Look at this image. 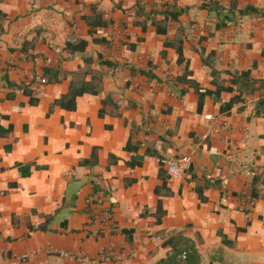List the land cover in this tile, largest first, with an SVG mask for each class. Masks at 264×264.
Masks as SVG:
<instances>
[{"label": "crops", "instance_id": "crops-1", "mask_svg": "<svg viewBox=\"0 0 264 264\" xmlns=\"http://www.w3.org/2000/svg\"><path fill=\"white\" fill-rule=\"evenodd\" d=\"M263 13L0 0V264H264Z\"/></svg>", "mask_w": 264, "mask_h": 264}, {"label": "built area", "instance_id": "built-area-1", "mask_svg": "<svg viewBox=\"0 0 264 264\" xmlns=\"http://www.w3.org/2000/svg\"><path fill=\"white\" fill-rule=\"evenodd\" d=\"M41 82H43V81H41ZM260 116L264 117V105L261 108ZM157 162H158V165L165 170V172L168 176V179L171 180L174 178H181L184 176V174L186 173V171L188 170V168L190 166L191 157L184 156L181 158H170V157L162 156V157H159L157 159ZM104 200H105L104 197L103 198L102 197L97 198L96 204L98 206L102 207L104 204ZM247 206L249 208H253L255 206L254 200L248 199L247 200ZM100 218L104 224L111 222V220L113 218L112 210L108 207H103L102 212L100 213ZM101 251H102V253H105V252L108 253L110 250L106 251V250L102 249ZM60 255L68 256L70 254L65 253V252H61ZM76 257L78 258V260L81 263H85L87 261L86 256H84L82 254H77ZM181 258L184 260L186 258L185 254H183Z\"/></svg>", "mask_w": 264, "mask_h": 264}, {"label": "trees", "instance_id": "trees-1", "mask_svg": "<svg viewBox=\"0 0 264 264\" xmlns=\"http://www.w3.org/2000/svg\"><path fill=\"white\" fill-rule=\"evenodd\" d=\"M239 12H240V14L245 15V14H250V13L258 12V11H257L256 9H254V8L247 7V8H245V9H243V10H240ZM263 14H264V13H263ZM85 45H86V42L81 41V42H80V46H81V47H78V46H75V45L69 44V48H70V50H71L72 52H74V51H76V50H82V49H84ZM27 87H28V86H23L24 89H27ZM260 105L263 106V105H264V101H261V102H260ZM255 195H256V194H254V193L252 192V197H254ZM40 228H41V227H40ZM31 229H34V228H31ZM42 229H44V227H42Z\"/></svg>", "mask_w": 264, "mask_h": 264}]
</instances>
